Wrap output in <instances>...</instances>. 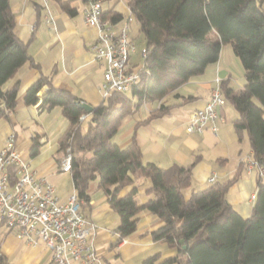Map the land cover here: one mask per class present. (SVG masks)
I'll return each mask as SVG.
<instances>
[{"label": "trees", "instance_id": "1", "mask_svg": "<svg viewBox=\"0 0 264 264\" xmlns=\"http://www.w3.org/2000/svg\"><path fill=\"white\" fill-rule=\"evenodd\" d=\"M86 1V0H84ZM33 1L38 17L49 3H57L69 15L76 9L62 0ZM129 11L138 23L146 44V55L139 81L130 92L113 91L90 112L79 107L80 100L72 93L56 88L51 79L41 75L25 92L24 103L39 102L37 93L48 90L38 108L41 112L59 106L67 127L58 138L62 158L69 151V174L77 196L85 201L88 186L97 180V188L118 214L113 230L119 238L131 235L142 211H149L163 224L151 232L153 240H165L177 249L174 258L159 264H264V0H126ZM112 24L124 20L115 12H104ZM222 45H229L246 80L234 90L227 81L219 82V91L237 112L233 126L250 148V161L255 163L256 198L250 216L240 217L227 199L229 188L240 178L245 162L240 161L234 174L209 184L203 190L185 191L190 186L188 165H172L162 169L152 162H143L135 140L119 147L113 137L122 120L145 104L159 101L144 122L165 115L172 105L164 99L190 77L202 74L217 62ZM38 68L15 31V18L9 0H0V118L9 119L16 107L19 80L8 88L3 85L25 64ZM186 97L184 101L190 100ZM84 115L83 119H80ZM30 156L40 144L32 137ZM60 159V163L62 161ZM59 163V161H58ZM9 182L16 181L13 167L8 168ZM148 179L146 190L152 197L138 204L135 189L125 195L121 190L138 179ZM180 241H183L181 244ZM185 246V248H183ZM156 257L142 264H155ZM0 264H9L0 254Z\"/></svg>", "mask_w": 264, "mask_h": 264}, {"label": "crops", "instance_id": "2", "mask_svg": "<svg viewBox=\"0 0 264 264\" xmlns=\"http://www.w3.org/2000/svg\"><path fill=\"white\" fill-rule=\"evenodd\" d=\"M33 1L9 0L17 37L27 44L29 54L39 66L25 63L15 77L3 85V89H6L16 79L19 80L14 112L9 119L0 118V148L6 137L15 133L16 150L27 168L45 177L53 185L59 201L66 202L74 188L69 172L62 173L58 169L62 158L58 138L67 127V121L59 106L50 111L39 110L38 105L48 86L38 91L39 102L35 105H26L24 95L44 75L51 79L56 88L68 91L81 102L96 107L103 100V66L95 59L90 46L96 40L98 31L84 21V0H62L65 7L76 9L74 16L59 4L51 2L40 18ZM100 2L103 13L129 15L126 0ZM48 16L50 22H46ZM123 22L113 24V28L118 30ZM128 26L129 37L138 47L145 46V38L134 17ZM135 55L136 61L133 59ZM133 56L131 59L136 63L138 55ZM216 80L227 81L234 90L241 89L246 83L243 70L229 45L221 46L217 62L209 65L202 74L190 77L165 97L164 103L172 105L165 115L144 122L150 112L159 106V101L142 105L122 120L113 141L119 147H125L134 139L141 149L143 162H152L162 169L195 162L190 186L185 191L186 197L192 190L205 189L212 175L215 182L230 178L239 162L244 161L245 168L238 181L229 188L227 199L240 217L247 218L254 204L250 202V195L256 191V172L248 166L251 152L247 140L245 137L239 139L233 126L236 110L225 101L218 108L222 121L208 124L200 133L185 130L193 112L210 101ZM186 97L191 99L184 101ZM212 126L216 130H212ZM34 136H37L40 147L38 153L31 157ZM149 187L150 181L141 178L124 187L120 195L134 188L138 204H143L152 197L146 191ZM87 194L81 210L85 218L96 226L94 244L98 254L110 264H142L153 256L156 257L155 264H159L177 255V249L170 247L165 240L152 239L151 232L162 226L163 222L149 211H142L138 215L136 229L131 235L111 247L119 238L113 231L119 223V216L110 208L107 196L97 188L96 179L89 183ZM0 254L9 264H51V253L44 245L28 244L17 237L16 229H8L1 221Z\"/></svg>", "mask_w": 264, "mask_h": 264}, {"label": "built area", "instance_id": "3", "mask_svg": "<svg viewBox=\"0 0 264 264\" xmlns=\"http://www.w3.org/2000/svg\"><path fill=\"white\" fill-rule=\"evenodd\" d=\"M45 6L47 0H40ZM83 10L84 21L95 27L98 36L90 46L95 59L103 66L102 98H108L113 91L130 92L139 81L146 47H138L129 37L128 24L133 20L124 17L122 26L115 30L108 18L103 17L100 0H86ZM50 16L46 22H50ZM138 61L132 62V55ZM211 92V99L203 108L197 109L190 117L185 130L188 133L202 132L217 120L222 121L218 108L225 103L219 91V81ZM84 115L80 119H83ZM212 130H216L214 126ZM71 157L69 151L58 167L61 172H69ZM249 168L255 163L248 162ZM16 170L17 178L9 182L8 168ZM264 174V170L260 172ZM215 177L208 178L214 183ZM256 194L250 195L254 202ZM85 200L73 191L66 202H60L53 185L43 176L27 168L16 150L15 133H10L0 148V221L8 229H16L17 237L28 244L40 243L51 253V264H110L101 257L94 244L96 226L88 221L82 212Z\"/></svg>", "mask_w": 264, "mask_h": 264}, {"label": "water", "instance_id": "4", "mask_svg": "<svg viewBox=\"0 0 264 264\" xmlns=\"http://www.w3.org/2000/svg\"><path fill=\"white\" fill-rule=\"evenodd\" d=\"M79 107L81 109H83L84 111H86V112H90L92 110V108H93V107H91L90 105H88V104H86L84 102H80ZM180 243L182 244L183 241H180ZM183 248H185V246H183Z\"/></svg>", "mask_w": 264, "mask_h": 264}, {"label": "rangeland", "instance_id": "5", "mask_svg": "<svg viewBox=\"0 0 264 264\" xmlns=\"http://www.w3.org/2000/svg\"><path fill=\"white\" fill-rule=\"evenodd\" d=\"M132 25L135 26L136 24H133V23H132ZM132 56H133V55H132ZM133 57H134L133 59L136 61V55L133 56ZM132 62H133V61H132ZM133 63H135V62H133ZM62 173H64V172H62Z\"/></svg>", "mask_w": 264, "mask_h": 264}]
</instances>
